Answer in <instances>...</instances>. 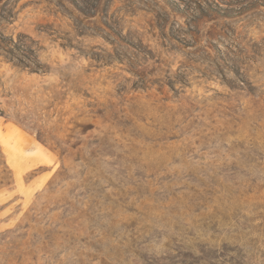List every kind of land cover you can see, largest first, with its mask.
Wrapping results in <instances>:
<instances>
[{"label": "rangeland", "instance_id": "374dc122", "mask_svg": "<svg viewBox=\"0 0 264 264\" xmlns=\"http://www.w3.org/2000/svg\"><path fill=\"white\" fill-rule=\"evenodd\" d=\"M0 143V264H264V0H0Z\"/></svg>", "mask_w": 264, "mask_h": 264}, {"label": "crops", "instance_id": "0c3cea01", "mask_svg": "<svg viewBox=\"0 0 264 264\" xmlns=\"http://www.w3.org/2000/svg\"><path fill=\"white\" fill-rule=\"evenodd\" d=\"M1 151L3 152V156L5 159V169L9 171L10 174V183L7 184L6 187H0V215L4 213L5 203H9V201H13L18 197V189L17 183L20 178V157L16 150L9 148L8 146H4L3 143H0ZM34 157V156H33ZM33 157H28L29 159H33ZM36 165H32L31 168H35ZM8 220L2 221L0 220V229H2Z\"/></svg>", "mask_w": 264, "mask_h": 264}]
</instances>
